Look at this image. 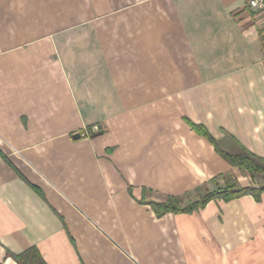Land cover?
<instances>
[{"label":"crops","instance_id":"1","mask_svg":"<svg viewBox=\"0 0 264 264\" xmlns=\"http://www.w3.org/2000/svg\"><path fill=\"white\" fill-rule=\"evenodd\" d=\"M246 2L0 0V264H264V190L148 205L263 184L215 148L264 159Z\"/></svg>","mask_w":264,"mask_h":264},{"label":"trees","instance_id":"2","mask_svg":"<svg viewBox=\"0 0 264 264\" xmlns=\"http://www.w3.org/2000/svg\"><path fill=\"white\" fill-rule=\"evenodd\" d=\"M198 129V132L202 134V136H206V138L212 142L215 143L214 140L207 135L208 133L205 130H202L200 127H196ZM216 148V151L222 155L226 161L230 162L232 165L240 166L247 170L250 174H262L264 176V159H261L260 157H257L250 153H240V154H231L222 151L221 149ZM234 184L228 182L225 186L218 188L213 191H209L206 193L201 200H197L193 203H191L187 207H179L176 205H170L171 202L177 203V198L175 197H169L167 201L161 202L162 207L164 208V211H187L197 208L198 206L204 205L208 200L210 199H222L224 201L232 200L233 198H237L241 195L245 194H253L258 198L259 193L264 190V181L263 184H261V187L258 188H251V187H240L235 189L233 187ZM7 256H11L13 260H15L18 264H46L45 261L42 259V256L40 255V252L38 249L34 246H30L28 249L24 250L23 252H20L18 254H14L11 252H7Z\"/></svg>","mask_w":264,"mask_h":264},{"label":"rangeland","instance_id":"3","mask_svg":"<svg viewBox=\"0 0 264 264\" xmlns=\"http://www.w3.org/2000/svg\"><path fill=\"white\" fill-rule=\"evenodd\" d=\"M222 156V155H221ZM223 157V156H222ZM224 158V157H223ZM225 159V158H224ZM264 177V176H263ZM228 182H230V183H232L233 184V182H231V181H225V185H226V183H228ZM218 189V188H217ZM216 190V189H215ZM211 191H213V190H211ZM209 191L208 190H205V191H203V192H201V196H199V198L197 199V200H201L202 199V197L206 194V193H208ZM169 198V197H168ZM168 198H167V200H168ZM192 198V197H191ZM215 199H218V198H215ZM166 200V201H167ZM190 200V196L189 197H187V198H185V199H183L182 201H180V199L179 198H177V203L176 202H171L170 201V205H176V206H179V207H187V206H189L191 203H193V202H195V201H197V200H193V201H189ZM211 200V199H210ZM219 200V199H218ZM209 201V200H208ZM161 202H164V201H161ZM161 202H149V206H150V209L153 211V213H154V215L156 216V217H161V215H163V214H175V213H179V212H177V211H164V208L162 207V203ZM207 203V202H206ZM205 203V204H206ZM205 204L204 205H202V206H198L197 208H195V209H192V210H187V211H182V212H180V213H188V212H191V211H194V210H197V209H199V208H201V207H203V206H205ZM179 213V214H180Z\"/></svg>","mask_w":264,"mask_h":264},{"label":"built area","instance_id":"4","mask_svg":"<svg viewBox=\"0 0 264 264\" xmlns=\"http://www.w3.org/2000/svg\"><path fill=\"white\" fill-rule=\"evenodd\" d=\"M248 6L258 12H261L264 16V0H247ZM264 29V28H263ZM94 129L97 127L93 126Z\"/></svg>","mask_w":264,"mask_h":264},{"label":"water","instance_id":"5","mask_svg":"<svg viewBox=\"0 0 264 264\" xmlns=\"http://www.w3.org/2000/svg\"><path fill=\"white\" fill-rule=\"evenodd\" d=\"M81 136V134L79 132H75L72 134V139H77Z\"/></svg>","mask_w":264,"mask_h":264}]
</instances>
